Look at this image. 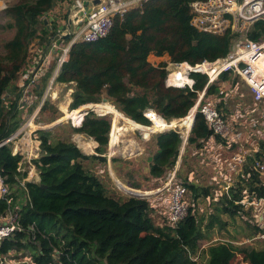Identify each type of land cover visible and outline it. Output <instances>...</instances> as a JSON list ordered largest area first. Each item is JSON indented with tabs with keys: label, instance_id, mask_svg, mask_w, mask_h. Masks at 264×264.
<instances>
[{
	"label": "trees",
	"instance_id": "1",
	"mask_svg": "<svg viewBox=\"0 0 264 264\" xmlns=\"http://www.w3.org/2000/svg\"><path fill=\"white\" fill-rule=\"evenodd\" d=\"M59 1L63 0H19L6 9V16L13 20L7 27L14 28L15 35L6 45L10 63L0 68V73L4 72L0 76V116L2 95L16 73L25 66L26 49L31 41L37 37L47 41V28L43 27L42 32L37 29L40 18ZM195 1L201 0H149L123 17L116 16L105 38L94 43L74 44L56 78L61 84H75L70 110L98 104L105 95L125 118L143 127H152V122L143 115L147 109L163 125L173 119L186 118L207 77L192 74V90L166 88L165 71L151 66L147 58L150 54L158 57L166 54L172 62L194 65L226 55L232 38L230 34L199 33L190 26L189 6ZM263 37L264 22L258 21L253 24L248 38L259 41ZM54 66L50 63L49 72L41 79L45 83L44 89ZM184 70L185 66L179 69L180 72ZM227 79V74L221 75L216 84L209 86L205 98L217 95L220 82ZM39 87L34 88V93L41 97L44 89ZM133 89L140 92L132 93ZM11 108L15 113L16 100ZM82 118L83 115L79 116L74 123L75 126L81 124L75 131L98 144L97 156L82 154L70 142L58 141L52 145L49 131L36 132L40 158L33 164L40 181L25 184L30 202L23 203L20 209L19 222L24 231L5 239L0 245V255L29 251L35 264H194L190 256L197 252L199 242L206 239L218 224L217 217L212 212L207 223L203 224V218L191 214L194 207L190 206L189 215L176 226H155L151 213H155L156 207L150 201L130 197L120 200L108 195L101 180L82 162L90 159L105 162L103 155L111 129L110 121L96 117L92 112L87 113L83 121ZM14 124L10 130L0 131V140L16 131L17 125ZM211 135L203 117L196 114L188 144L199 146L200 141ZM80 142L83 141L78 144ZM155 142L157 150L150 158L149 174L161 178L175 166L181 139L176 132L168 131L156 134ZM262 148L264 150V144ZM20 161L21 156H13L8 147L0 148V174L16 200L24 195L16 181V178L24 177L17 172ZM179 172L177 178L185 183L192 204L211 194L208 188L189 182L188 177L182 178ZM246 186L248 193L264 198V186L256 173H252ZM6 209V203L0 199V217ZM215 210V214L237 216L240 207L226 201ZM31 225L34 226L33 233L29 231ZM30 236H34V240ZM60 240L64 242L60 248L62 255H53L52 249L60 246ZM205 254L207 259L203 264H231L237 255L248 264H264V243L259 250L216 243L209 245Z\"/></svg>",
	"mask_w": 264,
	"mask_h": 264
},
{
	"label": "built area",
	"instance_id": "2",
	"mask_svg": "<svg viewBox=\"0 0 264 264\" xmlns=\"http://www.w3.org/2000/svg\"><path fill=\"white\" fill-rule=\"evenodd\" d=\"M95 1L71 0L72 5L66 19L67 24L57 27L54 36L44 45L35 46L34 43L30 45L29 57L19 73V91L16 101L18 109L26 110L32 102L36 101L38 107H41L47 98L50 100V91L63 63L68 60L69 51L74 44L94 43L105 38L110 33L116 16L123 17L128 11L140 8L143 3L149 0H97L98 3L94 4ZM189 7V24L196 31L218 36L228 33L232 37L224 57L214 61L203 60L194 65L188 63L174 65L178 70L185 66L183 74L186 81L181 86L171 83L169 76L164 82L166 88L192 90L194 85L192 74L207 77L203 90L198 92V98L188 111L186 118L191 115L192 127L194 117L196 114H200L212 133L207 140L200 141L199 146H193L194 156L200 148L201 150L198 151L200 154L204 153L203 149H211H206L209 158H202L201 163L208 170L207 173L212 172L213 175L208 178L206 185L198 183L208 188L211 194L197 199L192 204L190 193L185 183L177 178L178 171L175 169L167 173L164 187L166 196L161 198L157 204L151 203L156 207L155 213L164 217L163 224L174 227L189 215L190 206L194 207L191 214L197 216L201 201H205L207 206L211 207L210 209H213V204L220 206L226 201H231L233 205L240 207L237 217L243 223L256 229L254 237L244 244L253 241L263 242L264 198L258 197L256 193H248L246 182L251 179L252 173H256L259 180L264 177V152L262 149L264 144V37L259 41H252L248 38L251 24L258 21L264 22V0H201L191 3ZM41 18L48 20V13ZM67 35L69 38L63 39ZM51 62L55 64L50 75L51 78L47 82L43 95L38 97L34 93V88L49 72ZM223 74L232 76V79L221 81L217 95L205 98L209 86L216 84ZM233 79H239L247 88L251 105H246L248 103L244 96L237 94L238 88L235 85H228L230 81L232 83ZM232 99L242 100L244 105L236 104L233 111H226L224 106ZM219 104L220 108L217 107ZM149 110L147 109L143 115L150 121ZM33 118L34 115L15 132L0 140V148L8 147L13 156H21L17 172H19L22 159L30 163L40 158V143L37 140H32L33 143L28 146L22 142L24 138L32 135L30 122H33ZM172 130L181 139V153L188 146L191 128L189 133H185V130L176 131L174 128ZM222 147L225 148L223 151ZM179 159H181L180 156ZM226 159H228L229 172L235 174L234 180L233 178L222 180L219 174V168ZM185 177H188L189 182L196 183L191 172ZM16 181L24 192L20 200L14 198L5 178L0 174V199L7 206L4 215L0 217V245L5 239L13 237L15 233L24 231L19 222L20 209L23 203L30 201L23 180L16 178ZM234 195H239V198L235 199ZM212 212L213 210H208L207 214L210 215ZM33 227L31 225L29 230L32 233ZM29 238L34 240V236ZM214 241L219 240L215 239ZM63 245V240H60V246L53 248L52 254L62 255L60 248ZM205 247L206 245L199 244L197 252L190 256L194 264H199ZM6 256L8 254L0 255V264H5ZM27 264L35 263L32 258H29Z\"/></svg>",
	"mask_w": 264,
	"mask_h": 264
},
{
	"label": "rangeland",
	"instance_id": "3",
	"mask_svg": "<svg viewBox=\"0 0 264 264\" xmlns=\"http://www.w3.org/2000/svg\"><path fill=\"white\" fill-rule=\"evenodd\" d=\"M18 1L19 0H0V68L1 69L5 68L10 63L9 62L10 54H9V51L6 45L13 39L15 35V29L12 27L11 28L7 27L8 24L13 23V20H11L9 17L6 16L5 11L7 8L16 4ZM71 5H72V2H69L64 7V10L62 9L61 16H58L56 18L57 24L55 22L50 23L49 20L40 18L39 20L40 23L37 24V29H38V32H42V28L44 26L47 28L48 30L47 41L54 36V33L56 32L55 30H57V27L67 24L66 19H67L68 13L66 11L70 9ZM253 24H251L249 28V32L252 29ZM43 38L45 39L46 37H43ZM47 41L40 39V37H37L31 41L30 45L34 43L35 46H42ZM30 45L26 49V54H27L26 59H28L29 57ZM147 62L153 67H157V68L161 67L163 71H165L166 73L165 79L168 76L170 77L172 73L179 72L177 67L174 65H177L180 63L172 62L171 59L166 54L160 57L154 54H150L147 58ZM53 63L54 62H51V65ZM183 63H186V62H183ZM20 70L16 73L15 78L12 80L10 86L6 90V93L2 95V105L1 106L3 108H2V114L0 116V131L9 129L12 126V123H15L14 125H17V129H18L20 126L24 124V122H26L29 118H31L33 114L37 111L35 114V117L33 118V122L31 123V127L33 128V130H30L32 131L31 136H32L33 141L35 138H38V135L36 133L37 131L45 130V131L50 132L49 141L52 145H54L58 141H63V142H70L79 148L78 142L83 141L84 143L88 145H93L94 148H93V153L91 154H86L82 152V150H80L79 148L81 153L87 156H90V155L97 156L95 149L98 147V144L94 142L96 144L95 146L92 138L87 137L84 134L77 133L75 131V129L79 128L81 124L79 126H75L73 121H68V120L62 121V118H64V114L61 110V106L64 104L66 106V110L71 111L70 110V104L72 102L71 94L74 91L73 90L75 86L74 83L61 84L55 81V84L53 85L52 90L50 91L51 98L50 100L49 98H47L46 103L43 106L38 107V105L36 104L37 101L36 99H34V101L36 102H32L25 111L23 110L19 111L18 109H16L14 113V110L11 108V105H13L15 103V100L17 99V94L19 91V88L17 87V85L19 83ZM3 74L4 72H1L0 76H2ZM47 78H48L47 80L48 82L50 76H48ZM228 79H232V76L228 75ZM39 85H40L39 87L40 89H44V86H45L44 80L42 82L39 81ZM228 85H232V86L235 85L238 88V91H241L242 93H245V92L247 93V88L240 82L239 79H233L232 83L230 81V84ZM9 92H12L14 94L11 95ZM139 92H140L139 89H133L132 91V93H135V94ZM99 103L100 104L109 103L110 105L113 106V108L117 112L121 114L119 109L112 103L111 100L107 99L105 95L101 96V100ZM236 104L244 105V101L242 100L236 101L235 99H232L226 106H224L225 110L233 111L235 109ZM84 112L85 113L92 112L96 117L98 116L105 117L111 123L110 124L111 129L109 130V136H108V143L105 149V155H103L105 156V162H101L99 160H92V159L82 162L84 167H86L89 171L93 172V174H95L101 180V182L104 184L107 190V194L116 199H120V200H123L129 197L117 187V185L115 184V182L110 176V172H112V175L114 176V178L120 184L122 185L124 184L125 187L127 186L129 188H132V186H135L138 188L135 190H141V192L145 191L146 193L149 192L150 195H147L148 198L145 199L146 201L155 202V204H157L161 198H164L166 196L164 195L166 194L164 187L166 185L165 182L167 181L166 179L167 176L164 175L161 178H153L149 174L150 163H151L150 158L157 150L155 136L156 134H159L160 132L151 134L149 138L147 139H144L142 134L138 131H134L132 132V134L131 133L125 134L124 135L125 137L121 138L122 141H126V140L133 141L137 149H139L140 151L132 157H129V158L123 157L119 153L120 149L124 146L123 142H121L113 151H111V147H110V137H111V132H113L112 126H113L114 116L99 112V110L95 108L88 109ZM150 114H152L155 119V121L152 122L153 123L152 127H158L157 126L158 123L159 124L161 123L156 118V115L154 113H148V117H150L149 116ZM79 115H83V113H79ZM79 115L77 116L79 117ZM122 115L124 114L122 113ZM173 120L174 121L176 120L175 124L173 125L172 123L174 122H170L172 120L167 121V123L170 122L169 123V126L171 127L170 131H173L172 127H174V130L176 131L185 130L184 128L180 126L181 123L178 121L179 119H173ZM33 125L35 128L33 127ZM161 126L162 124L160 125V127ZM169 126L167 125V127ZM186 131L187 130H185V132ZM181 148H182V145L180 149ZM206 149L211 150L210 148H206ZM206 149H203L202 152L204 153L200 154L198 152L199 150H201L200 148L198 151H196V154L194 156L193 155L194 149H191V147H187L185 154H183L184 151L178 154L177 161L172 170H175L177 166L179 165V169H180L179 173L182 176V178H186L185 176L191 172V176L195 179L196 183L206 185L208 182V178H210L211 175H213L212 172H209L206 174V172L203 170L204 168L203 164L201 163L202 158H205V159L209 158V154L206 151ZM224 149L225 148L222 147L221 150L223 151ZM179 156L181 157V159H179ZM227 163H228V159L224 160L222 162L221 167L219 168V174L221 176V179L229 180L233 178L234 180L235 174L229 172ZM259 182L261 183V185L264 186V177H261ZM212 207H215L213 214L214 216L217 217L218 224L214 226V228L206 235V239H204L203 241H200V242H204V244L207 245L206 249L209 245L216 244V243H230L234 247H243V248L249 247V248H253L256 250H259L263 247L264 242H261V241H253L251 243L244 244V242L254 237L255 230L249 225H247L246 223H243L239 219V217H237L236 215H233L231 213L215 214L216 204H213ZM199 208L200 210L196 217L198 219L203 218V224H205L207 223L210 217V215L207 214L208 210H213V209H210L211 207L207 206L205 201H201L199 203ZM151 217H152V222L155 226L163 225L162 219L164 217H162L160 214H158L157 212L151 213ZM215 239L219 241L216 242L214 241ZM26 257L31 258L29 251L18 252V253L10 252L8 256L5 257L4 262L5 264H27V260L29 258H26ZM205 262H206V256L203 255L202 253L199 264H203ZM231 264H248V263L245 262L240 256L237 255L234 258V260L231 262Z\"/></svg>",
	"mask_w": 264,
	"mask_h": 264
},
{
	"label": "bare ground",
	"instance_id": "4",
	"mask_svg": "<svg viewBox=\"0 0 264 264\" xmlns=\"http://www.w3.org/2000/svg\"><path fill=\"white\" fill-rule=\"evenodd\" d=\"M184 72H174L173 74L170 75L169 80L171 83H174L176 85L181 86L182 83H184L186 81V77L183 74ZM54 96V95H53ZM64 105V104H63ZM61 106V110L64 114V118H62V121L68 120V121H73V123H76L79 113H83V115L85 114L84 111L91 109V108H95L97 110H99V112L108 114V115H113V126H112V130L113 132H111V151H113L121 142L124 143V146L120 149L119 153L123 156V157H132L135 154H137L140 150L137 149L136 145L134 144L133 141L131 140H126V141H122V137H125V134L134 132V131H138L142 134L144 139L149 138V136L151 134H154L156 132H164V129L161 130L162 127H143L140 126L138 124H136L135 122L125 118L122 114H120L119 112H117L112 105H110L109 103H102V104H89V105H84L82 107H79L76 110L73 111H68L66 110V106ZM99 114V113H98ZM81 116V115H79ZM150 117H148L150 120L155 121L154 116L152 114L149 115ZM157 122V121H156ZM174 122L172 123L175 124L176 121H171ZM179 122L181 123V127L184 128L185 130H188V132L190 131L191 125H192V118L191 115H189L187 118H184L182 120L179 119ZM31 123L30 122V127H31ZM171 125V126H172ZM34 127V125H33ZM176 127V126H175ZM35 128V127H34ZM169 129L171 127H168ZM174 128V127H172ZM177 128V127H176ZM181 128V129H182ZM31 130H33V128L31 127ZM187 132V133H188ZM30 141H28L29 143ZM79 148L80 150H82V152L86 153V154H91L93 153V145H88L84 142H80L79 143ZM110 176L113 178V181L116 182L117 187L124 193V194H128V195H150L149 192H141L139 190H131L130 188L125 187L124 185L120 184L112 175V173L110 172Z\"/></svg>",
	"mask_w": 264,
	"mask_h": 264
},
{
	"label": "crops",
	"instance_id": "5",
	"mask_svg": "<svg viewBox=\"0 0 264 264\" xmlns=\"http://www.w3.org/2000/svg\"><path fill=\"white\" fill-rule=\"evenodd\" d=\"M69 2H71V0H63V1H59V2H57L56 3V5L54 6V9L52 10V11H50V13H48V20H49V22L50 23H52V22H55L56 24H57V21H56V18L58 17V16H61V12H62V9L64 10V7L69 3ZM67 13H69V9L66 11ZM51 14H53V15H51ZM45 27V26H44ZM52 73V72H51ZM50 78H51V76H50ZM49 78V79H50ZM47 85V84H46ZM17 87H18V85H17ZM241 95H243L244 96V98H245V100H246V103H248V104H246V105H251V102H250V99H249V96H248V94L245 92V93H242L241 91H238ZM11 95L12 94H14V93H12V92H9ZM16 100H18V94H17V99ZM36 104L38 105V102H36ZM33 107V106H32ZM31 107V108H32ZM37 107V106H36ZM38 108V107H37ZM18 109V108H17ZM30 109V108H29ZM19 111H21V110H23V111H25L24 109H18ZM35 112V111H34ZM37 112V111H36ZM36 112L33 114L34 115V117H35V114H36ZM179 121V120H178ZM151 122H153V121H151ZM153 124V123H152ZM160 125L161 124H159L158 123V126L160 127ZM168 126H169V124H168ZM162 128H161V130H163L164 129V131H166V130H168L169 128L167 127V125H163L162 124V126H161ZM170 127V126H169ZM188 132V130L185 132V133H187ZM157 133V132H156ZM189 133V132H188ZM34 140H37V138H35ZM28 141H30L29 143H28ZM38 141V140H37ZM24 144H26L27 146H28V144L30 145L31 143H33V141H32V136L30 137V135H29V137H27V138H24V140L22 141ZM34 143H37V142H34ZM110 144H111V137H110ZM181 147V146H180ZM187 147H191V149H193V146H191V145H189V146H187ZM186 147V148H187ZM186 148L184 149V152H183V154H185V151H186ZM263 149V148H262ZM29 150V149H28ZM180 150L181 149H179V153H180ZM192 151V150H191ZM263 152H264V150H263ZM183 156V155H182ZM34 161V160H33ZM33 161L32 162H30V163H28L25 159L23 160L22 159V162H21V165H20V167H19V175H24V177L23 176H20L19 177V179H21V180H23V182H24V184H26V183H36V184H38L39 183V181H40V179H39V173H38V171H37V169L35 168V166H34V164H33ZM179 161H181V160H179ZM176 170L179 172L180 171V169H179V165L177 166V168H176ZM203 170L206 172V174H207V171H206V169L205 168H203ZM112 173V172H111ZM145 192V191H144ZM217 206H219V205H216V207ZM214 208L215 207H213V211H214ZM201 241H203V240H201ZM204 244V242H200L199 244ZM205 245V244H204ZM207 246V245H206ZM206 248V247H205ZM203 253H204V255L206 256V254H205V250L203 251ZM206 259H207V256H206Z\"/></svg>",
	"mask_w": 264,
	"mask_h": 264
},
{
	"label": "water",
	"instance_id": "6",
	"mask_svg": "<svg viewBox=\"0 0 264 264\" xmlns=\"http://www.w3.org/2000/svg\"><path fill=\"white\" fill-rule=\"evenodd\" d=\"M96 3H98V1L96 0L95 2H94V4H96ZM69 38V35H67V36H64L63 37V39H65V40H67ZM87 113H85L84 115H83V118L85 117V115H86ZM83 118H82V121H83ZM194 120H195V117H194V119H193V123H194ZM82 121H81V123H82ZM111 124V123H110ZM191 129H192V127H191ZM161 133V132H160ZM76 148H78L77 146H76ZM79 149V148H78ZM112 178V177H111ZM113 179V178H112ZM115 182V181H114ZM115 184H116V182H115ZM117 185V184H116ZM131 190H135V189H132V188H130ZM128 195V194H127ZM130 198H136V199H141V200H145V199H147L148 198V196L147 195H135V194H132V195H128Z\"/></svg>",
	"mask_w": 264,
	"mask_h": 264
}]
</instances>
